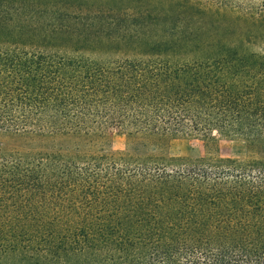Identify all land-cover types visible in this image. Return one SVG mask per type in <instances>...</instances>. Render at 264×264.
Masks as SVG:
<instances>
[{
  "label": "trees",
  "instance_id": "16d2710c",
  "mask_svg": "<svg viewBox=\"0 0 264 264\" xmlns=\"http://www.w3.org/2000/svg\"><path fill=\"white\" fill-rule=\"evenodd\" d=\"M142 1L0 0V264H264V0Z\"/></svg>",
  "mask_w": 264,
  "mask_h": 264
},
{
  "label": "rangeland",
  "instance_id": "374dc122",
  "mask_svg": "<svg viewBox=\"0 0 264 264\" xmlns=\"http://www.w3.org/2000/svg\"><path fill=\"white\" fill-rule=\"evenodd\" d=\"M78 1V0H77ZM107 3H110V5H107ZM115 3V4H114ZM79 4V2H76V5ZM113 4V6H111ZM143 4L134 2V0H86L85 3H81V6H85L82 9L85 10V8L92 11L97 10H106L117 7L119 9H116V11L121 13V18L125 19L124 13H129V15L132 14L133 9L131 8H140ZM74 5L72 7V10H77L78 6ZM190 12V10H188ZM164 16V15H163ZM167 19L171 20V17H168L166 15ZM109 139L111 143V150L115 153L121 152L126 147V135L120 131L112 130L109 132ZM15 144V141H13ZM219 147L220 152L217 156L221 158H233L238 160H244L247 157L248 154V146L247 143L244 140H230V139H220L219 140ZM168 153L171 156H191V157H197V156H203L206 154V147L205 142L202 138H176L170 141ZM214 155V152L211 154ZM3 264H25L23 260H21L19 257L15 256V262H4Z\"/></svg>",
  "mask_w": 264,
  "mask_h": 264
}]
</instances>
